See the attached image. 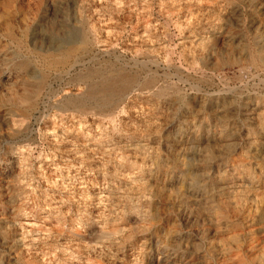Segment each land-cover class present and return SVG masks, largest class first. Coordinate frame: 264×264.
<instances>
[{
    "label": "rangeland",
    "instance_id": "obj_1",
    "mask_svg": "<svg viewBox=\"0 0 264 264\" xmlns=\"http://www.w3.org/2000/svg\"><path fill=\"white\" fill-rule=\"evenodd\" d=\"M263 26L264 0H0V264H264Z\"/></svg>",
    "mask_w": 264,
    "mask_h": 264
},
{
    "label": "bare ground",
    "instance_id": "obj_2",
    "mask_svg": "<svg viewBox=\"0 0 264 264\" xmlns=\"http://www.w3.org/2000/svg\"><path fill=\"white\" fill-rule=\"evenodd\" d=\"M262 8V7H261ZM262 14V13H261ZM264 27V26H263ZM262 32V31H261ZM263 38V37H262ZM264 39V38H263ZM261 43V42H260ZM263 46V45H262ZM263 48V47H262ZM262 64V63H261ZM263 65V64H262ZM261 67V66H260ZM115 84V83H114ZM102 85V84H101ZM115 91V90H114ZM217 125V124H216Z\"/></svg>",
    "mask_w": 264,
    "mask_h": 264
}]
</instances>
